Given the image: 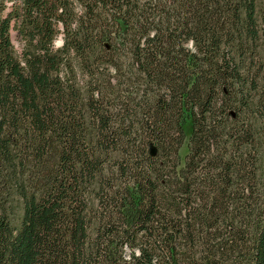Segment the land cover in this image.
I'll return each instance as SVG.
<instances>
[{"label": "trees", "instance_id": "trees-1", "mask_svg": "<svg viewBox=\"0 0 264 264\" xmlns=\"http://www.w3.org/2000/svg\"><path fill=\"white\" fill-rule=\"evenodd\" d=\"M0 264H264V0H0Z\"/></svg>", "mask_w": 264, "mask_h": 264}, {"label": "rangeland", "instance_id": "rangeland-1", "mask_svg": "<svg viewBox=\"0 0 264 264\" xmlns=\"http://www.w3.org/2000/svg\"><path fill=\"white\" fill-rule=\"evenodd\" d=\"M12 41L15 46L16 51L20 54L22 52V42L20 38L17 36L16 32H12ZM57 46L61 45V41L57 42ZM187 152V145H185L182 149V156L184 157Z\"/></svg>", "mask_w": 264, "mask_h": 264}, {"label": "clouds", "instance_id": "clouds-1", "mask_svg": "<svg viewBox=\"0 0 264 264\" xmlns=\"http://www.w3.org/2000/svg\"><path fill=\"white\" fill-rule=\"evenodd\" d=\"M193 51H195V49H193Z\"/></svg>", "mask_w": 264, "mask_h": 264}]
</instances>
